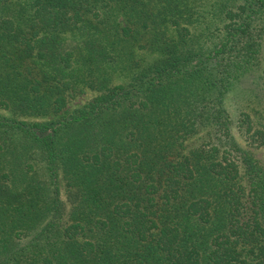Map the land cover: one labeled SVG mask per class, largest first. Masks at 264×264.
<instances>
[{"label":"trees","instance_id":"obj_1","mask_svg":"<svg viewBox=\"0 0 264 264\" xmlns=\"http://www.w3.org/2000/svg\"><path fill=\"white\" fill-rule=\"evenodd\" d=\"M262 49L264 0H0V264H264Z\"/></svg>","mask_w":264,"mask_h":264},{"label":"rangeland","instance_id":"obj_2","mask_svg":"<svg viewBox=\"0 0 264 264\" xmlns=\"http://www.w3.org/2000/svg\"><path fill=\"white\" fill-rule=\"evenodd\" d=\"M135 57L141 63H149L155 58V56L149 55L137 49L135 50ZM259 77H262L264 80V49H262L261 51L259 68L256 71L251 72L249 76L243 79L244 80L243 83L245 84L242 85V87L239 85L234 87L233 90L227 93L224 97V106L228 111L233 123H235V119L240 112H246L250 114L252 117L257 118V120H259L264 126V86L262 87L261 84L262 82L259 80ZM117 82L119 81H116L114 83ZM96 95L97 93L92 92L88 89L84 90L75 99L69 101L68 105L66 106V111L68 113L73 112L75 109L80 108L84 104L91 101L93 98H95ZM1 114L3 115L4 118H8L10 121H15V122L25 121L29 124L35 122L56 121L59 118H61V116H63L62 112L47 114L43 116H29V115L25 116L18 114L13 115L3 111L1 112ZM231 134L236 140V142L241 147H244V143L240 139L235 128L231 129ZM27 163L32 167V170L29 171V175L33 176L35 179L41 182H46L48 185L49 171H48V166L44 163V161H42L38 157H35L34 159L29 160ZM58 189H59L60 198L63 201H65L66 192L61 179L58 180Z\"/></svg>","mask_w":264,"mask_h":264}]
</instances>
